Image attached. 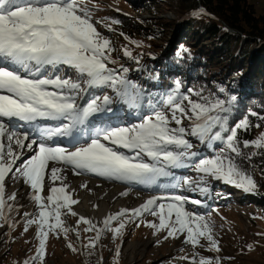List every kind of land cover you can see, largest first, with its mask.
Returning a JSON list of instances; mask_svg holds the SVG:
<instances>
[{
    "label": "snow or ice",
    "instance_id": "1",
    "mask_svg": "<svg viewBox=\"0 0 264 264\" xmlns=\"http://www.w3.org/2000/svg\"><path fill=\"white\" fill-rule=\"evenodd\" d=\"M89 3L92 0H0V221L15 228L11 214L17 208L10 202H15L16 193L6 195V179H21L31 189L29 199L35 206V211L23 214L24 231L35 224L38 240L35 255L23 264H43L49 233H63L67 239L69 232H75L80 239L79 232L65 227L62 219L66 213L77 215L72 206L79 201L67 191L63 175L71 170L74 175L91 173L106 180L161 190L137 208L120 209L106 216L102 225L81 216L77 224L86 225L85 233H95L83 245L90 250L89 255L105 232L112 233L113 241L122 238L126 226L145 214L158 219V223L145 224L153 229V235L166 232L164 239L184 235V243L194 250L205 247L201 243L204 240L207 251L218 253L212 222L186 208L189 203L201 205L202 201L189 200L175 190L206 194L209 189L204 185L211 178L253 192L257 185L238 159L246 158L241 143L243 149H264V132L254 140L241 142L238 131H247L251 126L249 115L257 113L250 112L230 126L236 110L235 95L221 98L192 88L187 89L191 95L184 94L179 80L160 99L150 98L144 111L145 92L128 78L129 69L121 65L118 72L108 66L118 61L112 58L111 41L91 21ZM204 14L199 9L191 15ZM106 27L112 30L111 24ZM123 56L139 64L127 48ZM103 89H110L114 95L95 94L94 90ZM219 92L225 90L220 88ZM114 103L135 110L138 122L123 126L116 123L119 109H113ZM189 137L209 150L220 145L219 151L203 156L193 150L196 146ZM60 140H67V145L61 146L57 143ZM26 151L32 155L22 159ZM257 154L254 151L247 158ZM179 169H190L197 176L194 179L173 171ZM57 182L59 186H55ZM169 189L173 191H163ZM67 247L77 251L72 243ZM197 255L193 251L189 264H197ZM119 256L117 245L114 264H119ZM198 264H220V260L200 257Z\"/></svg>",
    "mask_w": 264,
    "mask_h": 264
},
{
    "label": "rangeland",
    "instance_id": "2",
    "mask_svg": "<svg viewBox=\"0 0 264 264\" xmlns=\"http://www.w3.org/2000/svg\"><path fill=\"white\" fill-rule=\"evenodd\" d=\"M255 5L257 13H262L264 3L261 0H248ZM93 4L98 7L93 8ZM143 0H92V3L87 4V7L92 11L91 21L97 30L111 41V46L114 51L112 58L118 61L115 64H109L110 68L120 71L121 65L129 69L128 78L137 84L145 92L142 109L147 111V103L150 98L160 99L161 82L158 78V70L156 67L152 68L151 64L158 65L160 60L168 47L165 41L159 40H142L140 38L132 37L131 34L124 28L125 25H132V23H140L143 20L153 19L151 13L142 11L144 7ZM159 13L155 16L162 24H168L169 34L174 33L179 23L183 18L177 17L173 10L165 11L161 8ZM116 17H121L123 22L120 24H112ZM99 21V23H97ZM111 24L112 30L109 31L106 25ZM123 34V35H121ZM125 36L129 39L126 40ZM134 36V35H133ZM171 36L167 37L166 41L171 40ZM130 41L139 42L142 46L136 47ZM152 44L164 46L162 51L152 53ZM127 48L132 52L134 58L139 59V64L135 59H130L123 56V49ZM209 49H207L208 51ZM144 54V56H143ZM74 75V73H69ZM134 79V80H133ZM96 95H114L110 89L94 90ZM81 103V101H80ZM83 103V101H82ZM114 110L119 109L118 117L123 114L124 117H119L115 120L116 123L128 125L136 123L139 117L135 114V110H130L126 105L114 103L112 105ZM103 115V114H100ZM109 115H112L111 113ZM123 123V124H122ZM184 126H188V121H184ZM175 126V125H173ZM263 130L257 132V137ZM196 147L194 151H198L203 156H210L205 152L204 146L199 145V142L194 138H188ZM32 153L25 152L22 159L30 158ZM18 164L20 161L17 162ZM70 170H68L69 172ZM177 175L190 176L196 178L197 174L190 169L173 170ZM70 173V172H69ZM74 175L73 173H71ZM11 175V174H10ZM77 176V175H76ZM257 188L251 192L246 193L231 185H227L222 181L208 179L206 187L209 191L206 194H201L199 191H187L184 188L175 190L177 194L186 195L189 200L198 199L202 201L201 205H193L191 203L186 205V208L191 209L194 213L204 215L209 219L214 226V238L218 241L220 251L218 253L209 252L206 250L207 241L201 240L205 247H197L195 250L190 244L184 243V235L178 238L164 239L166 232H160L153 235V229L145 226L147 222L158 223V219L151 215L145 214L135 223H129L122 238L115 241L112 239L111 232H105L98 242L93 254L89 255V249L83 247L88 243L90 237L95 235L94 232L85 233L83 229L86 227L83 223L77 224V216L65 214L62 216L65 227L76 229L80 234V239H77L75 232H69L67 239L63 233L59 236L49 233L46 242V254L43 264H90V261L97 262V264H114L115 250L117 245L120 246L119 264H189L192 259V253L195 251L198 255L195 257L198 260L200 257L216 259L219 258L220 264H264V192L260 187V180L253 177ZM102 181V180H101ZM103 182V181H102ZM165 182V181H161ZM47 184V183H46ZM57 186V184L55 185ZM196 185H193L195 187ZM131 188V187H129ZM215 190V191H214ZM31 189L24 184L21 179H10L6 184V195L16 193V200L14 206L17 211L11 214L12 223L15 228L11 229L0 221V264H23V262L35 255V250L38 245V240L35 237L37 226L33 224L29 227L27 232L24 231L25 221L23 214L25 212L35 211L33 202L29 199ZM171 192L173 190H163ZM79 193H81L79 191ZM131 193H134L131 190ZM137 199L126 208L128 210L139 207L150 196L161 194V190L145 189L139 187ZM47 187L43 195H47ZM76 197V196H75ZM73 195V199H75ZM127 198L129 195L126 196ZM125 197V198H126ZM124 200V197L121 198ZM116 201V204H118ZM133 204V205H132ZM139 204V206H138ZM74 206V205H73ZM72 206V207H73ZM134 206V207H133ZM215 209V211H213ZM66 211V210H65ZM111 211L109 214H115ZM140 226L137 227L136 224ZM245 224V225H244ZM247 224V225H246ZM113 226H116L115 222ZM150 239L153 241L149 244L140 246L137 249L136 255L133 259L130 258V253L136 244H143ZM27 241V242H26ZM68 243H72L77 248L73 252L67 247ZM251 246V248H249ZM143 247V248H142ZM189 257V259H181V257ZM38 264V262H37Z\"/></svg>",
    "mask_w": 264,
    "mask_h": 264
},
{
    "label": "trees",
    "instance_id": "3",
    "mask_svg": "<svg viewBox=\"0 0 264 264\" xmlns=\"http://www.w3.org/2000/svg\"><path fill=\"white\" fill-rule=\"evenodd\" d=\"M261 1L264 3V0ZM143 2L142 11L151 13L154 18L132 25L124 24V28L132 37L165 41L168 45L158 65L151 64L152 68L156 67L159 71L161 93L164 95L169 92L179 80L184 94L191 95L187 89L192 88L201 91L203 95L216 94L221 98L224 95H235L236 110L230 118V126L248 113L255 112L256 116L248 117L250 128L238 131V137L241 142L256 139L257 132L264 131V119H260L264 117V7L262 13H257L255 5L248 0ZM160 8L165 11L174 9L175 15L184 19L174 33L169 34V28L166 27L173 23L162 24L155 18ZM200 8L210 16L191 15ZM114 20L120 24L124 19L116 17ZM229 28L235 33L229 32ZM169 36L172 38L167 42ZM152 46L151 50L156 53L163 50L162 45ZM220 88L225 93L221 94ZM192 99L198 98L193 96ZM219 147L214 145L212 150L204 148L211 156L219 151ZM241 148L246 158L238 159V163L247 174L259 178V185L264 192V149H243L242 143ZM254 151L258 154L248 159ZM262 212L264 210H261L263 215ZM90 264L97 262L90 261Z\"/></svg>",
    "mask_w": 264,
    "mask_h": 264
},
{
    "label": "bare ground",
    "instance_id": "4",
    "mask_svg": "<svg viewBox=\"0 0 264 264\" xmlns=\"http://www.w3.org/2000/svg\"><path fill=\"white\" fill-rule=\"evenodd\" d=\"M5 145L7 146V141H5ZM12 147L16 150L15 144H13ZM69 172L66 170L63 175L66 177L65 183L68 185L67 191H70L74 197L76 196L75 200L79 201V203L72 207V210L77 213V219L83 216L92 220L93 223H96L97 225H102L103 219L110 215L109 213L111 211L118 212L120 209L128 208L131 203L137 199L138 194H140L139 185H129L119 181L106 180L91 173H83L76 176L71 174V170ZM7 182L8 178L6 179V184ZM46 183L48 184L50 182L46 180ZM56 184L59 186V182ZM82 185H86V187H82ZM131 190L134 193H131ZM79 191L81 193H79ZM124 192H127V195H129L128 198L126 197L127 195H122ZM122 197H124L123 201L121 200ZM118 200L120 202L116 204V201L118 202ZM152 241L153 240L150 239L146 243L136 244L130 253V258L133 259L140 246L149 244Z\"/></svg>",
    "mask_w": 264,
    "mask_h": 264
},
{
    "label": "water",
    "instance_id": "5",
    "mask_svg": "<svg viewBox=\"0 0 264 264\" xmlns=\"http://www.w3.org/2000/svg\"><path fill=\"white\" fill-rule=\"evenodd\" d=\"M200 9H203V8H200ZM204 10V9H203ZM174 13H175V11H174ZM204 13L207 15V16H210L208 13H206V11L204 10ZM229 32H231V33H235V31L234 30H232V29H230L229 28ZM162 47H164V46H162ZM153 52H156V51H152V53Z\"/></svg>",
    "mask_w": 264,
    "mask_h": 264
}]
</instances>
